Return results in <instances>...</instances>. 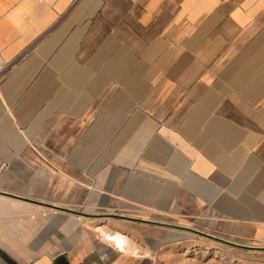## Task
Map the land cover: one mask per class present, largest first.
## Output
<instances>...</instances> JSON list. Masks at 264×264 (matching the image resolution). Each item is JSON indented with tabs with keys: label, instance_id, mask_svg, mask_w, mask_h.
I'll return each instance as SVG.
<instances>
[{
	"label": "crops",
	"instance_id": "1",
	"mask_svg": "<svg viewBox=\"0 0 264 264\" xmlns=\"http://www.w3.org/2000/svg\"><path fill=\"white\" fill-rule=\"evenodd\" d=\"M4 164L0 264H264V0H0Z\"/></svg>",
	"mask_w": 264,
	"mask_h": 264
},
{
	"label": "rangeland",
	"instance_id": "2",
	"mask_svg": "<svg viewBox=\"0 0 264 264\" xmlns=\"http://www.w3.org/2000/svg\"><path fill=\"white\" fill-rule=\"evenodd\" d=\"M191 227L199 230V227L198 228L194 226ZM200 230L212 235V233L209 232V229L205 228ZM83 231L85 233V230ZM89 231L94 232L95 237L99 236L102 241H104L106 244H109L110 246L115 247L117 250L132 254L139 251L133 239H131L125 233L112 230L106 224L92 227V229H89ZM105 235L118 236L120 239H122L125 242V244L117 246L116 244L110 243L105 240L104 237ZM220 237L221 240L229 239L226 238L225 236H220ZM214 242L215 241L209 237H206L205 239L202 237L195 236V237H190V239H188L186 233L176 232L170 241V243L173 245H169V250H168L170 251L168 255L169 260L165 261V263L163 264H253L249 261L231 256L223 245H220L219 243L216 244Z\"/></svg>",
	"mask_w": 264,
	"mask_h": 264
},
{
	"label": "bare ground",
	"instance_id": "3",
	"mask_svg": "<svg viewBox=\"0 0 264 264\" xmlns=\"http://www.w3.org/2000/svg\"><path fill=\"white\" fill-rule=\"evenodd\" d=\"M105 240H106V239H105ZM108 240L111 241V242H113V243L116 242L117 244H122V242L120 241V239H118V238H117L116 236H114V235L111 236V237H109Z\"/></svg>",
	"mask_w": 264,
	"mask_h": 264
},
{
	"label": "built area",
	"instance_id": "4",
	"mask_svg": "<svg viewBox=\"0 0 264 264\" xmlns=\"http://www.w3.org/2000/svg\"><path fill=\"white\" fill-rule=\"evenodd\" d=\"M6 167V165L4 164V165H1V167H0V170H4V168ZM107 253H105L104 254V256H103V259H105L106 257H107Z\"/></svg>",
	"mask_w": 264,
	"mask_h": 264
}]
</instances>
